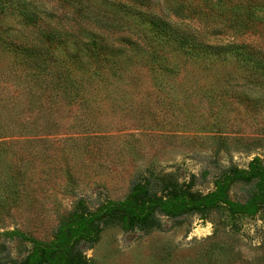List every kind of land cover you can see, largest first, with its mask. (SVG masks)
I'll use <instances>...</instances> for the list:
<instances>
[{
  "label": "rangeland",
  "instance_id": "obj_1",
  "mask_svg": "<svg viewBox=\"0 0 264 264\" xmlns=\"http://www.w3.org/2000/svg\"><path fill=\"white\" fill-rule=\"evenodd\" d=\"M30 1L44 21L69 29L80 21L62 0ZM147 3L206 41L232 37L223 18L174 16L172 1ZM36 32L15 9L0 12V264H47L49 253L70 237L55 233L56 225L80 197L90 209L106 199L125 200L142 177L158 191L189 181V203L210 199L224 182L222 202L199 213L185 208L176 217L160 215V226L151 230H128L118 219L102 225L91 248H83L84 264H264V199L252 203L264 172V88L236 77L231 64L179 55L171 72L128 46L118 59L129 62L112 82L78 70L86 93L71 101L31 82L24 58L1 46L29 44ZM163 58L167 67L176 61L165 51ZM224 167L241 174L225 180Z\"/></svg>",
  "mask_w": 264,
  "mask_h": 264
},
{
  "label": "trees",
  "instance_id": "obj_2",
  "mask_svg": "<svg viewBox=\"0 0 264 264\" xmlns=\"http://www.w3.org/2000/svg\"><path fill=\"white\" fill-rule=\"evenodd\" d=\"M62 1L70 8V13L80 19L74 29H69V24L57 25L59 21L42 20L36 5L30 0H0V12L13 8L25 22L37 27L34 40L29 44L2 41L1 46L24 58L31 68V82H43L46 90L50 88L71 101L83 99L86 93L77 75L78 70L99 83L112 82L129 62L126 61L125 65L118 59V54L128 46L134 51L136 48L142 50L160 68H168L171 72L178 70L176 58L179 55L183 61L192 58V61L203 64H231L235 67L232 72L236 77L241 75L246 84L264 88V0H202L201 7L187 0H168L172 1L170 7L174 16L193 17L195 14L203 19L212 20V15L223 18L233 33L225 43L206 41L205 36L193 27L185 28L157 16L149 10L148 0H100L108 5L103 9L91 4V0ZM216 31V27L211 28L209 34L215 35ZM247 33L257 36L241 39ZM109 37H114L116 44H112ZM140 40L144 47L138 44ZM57 51H61L59 58ZM164 51L176 60L170 61L169 67L168 63L164 65L162 62L166 61ZM0 136L5 135L0 133ZM220 172V176L226 174L225 180L241 174L228 167ZM260 178L252 203L264 199V172ZM222 183H218L217 189L211 192L210 199L200 198L193 203L186 198L189 181L185 186L168 182L162 184L158 191L147 177L133 181L125 200L106 199L90 209L84 204L85 199L80 197L64 221L56 225L55 233L64 230L70 237L52 250L44 261L47 264H84L82 251L91 248L102 225L118 219L128 230L157 228L160 215L176 217L185 208L199 213L210 204L222 202ZM74 232L77 234L71 235Z\"/></svg>",
  "mask_w": 264,
  "mask_h": 264
}]
</instances>
